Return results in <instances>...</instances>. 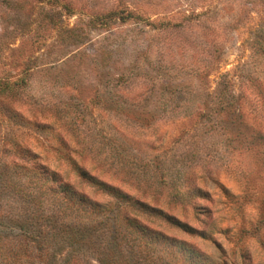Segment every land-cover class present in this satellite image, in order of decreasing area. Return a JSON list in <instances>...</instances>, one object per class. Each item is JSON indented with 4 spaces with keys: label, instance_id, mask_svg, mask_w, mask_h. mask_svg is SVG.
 I'll list each match as a JSON object with an SVG mask.
<instances>
[{
    "label": "rangeland",
    "instance_id": "rangeland-1",
    "mask_svg": "<svg viewBox=\"0 0 264 264\" xmlns=\"http://www.w3.org/2000/svg\"><path fill=\"white\" fill-rule=\"evenodd\" d=\"M0 264H264V0H0Z\"/></svg>",
    "mask_w": 264,
    "mask_h": 264
},
{
    "label": "trees",
    "instance_id": "trees-1",
    "mask_svg": "<svg viewBox=\"0 0 264 264\" xmlns=\"http://www.w3.org/2000/svg\"><path fill=\"white\" fill-rule=\"evenodd\" d=\"M39 174V173H38ZM43 176V175H41ZM47 180V182H49L50 184L49 185H52L50 188V191L54 192V193H57V194H61V193H64V194H67L66 192V187L64 188V186H58V180L55 178V176L53 175H50L48 176L47 178H45ZM56 189V190H55ZM23 193V192H21ZM39 193H41V191H39ZM34 199V198H33ZM36 201H40V198L39 196H36L35 197ZM146 231H149L148 233H150L151 231L148 229V228H144ZM152 233V232H151ZM153 239H158V240H161V238L163 239L164 236L162 234H159V233H155L152 235Z\"/></svg>",
    "mask_w": 264,
    "mask_h": 264
}]
</instances>
